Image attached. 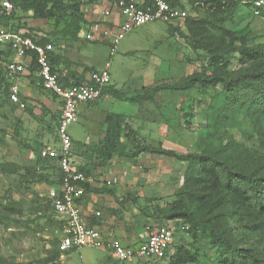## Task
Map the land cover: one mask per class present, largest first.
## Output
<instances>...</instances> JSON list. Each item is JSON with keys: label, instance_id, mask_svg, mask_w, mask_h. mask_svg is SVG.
<instances>
[{"label": "rangeland", "instance_id": "374dc122", "mask_svg": "<svg viewBox=\"0 0 264 264\" xmlns=\"http://www.w3.org/2000/svg\"><path fill=\"white\" fill-rule=\"evenodd\" d=\"M3 1L0 0V6ZM95 3L96 0H93L92 4ZM183 3L190 12L186 0ZM29 14H33V11L30 10ZM86 16L93 18L88 13ZM98 19L101 20L100 15ZM26 20L27 25L19 33L23 34L27 28H31L36 37L52 40L56 52L63 59L62 68H66L70 74L74 73L72 76L85 80L90 73L89 67L102 68L110 61L111 84L130 94L143 87L180 82L200 70L208 60L206 53L192 49L184 34L179 31L171 33L169 24L162 20L132 28L120 40L114 55H111V47L104 34L97 42L82 39L90 29L87 24L81 29L82 38L77 40L59 33L65 21ZM13 22L24 25L23 20ZM226 23L238 29L240 36H247L250 42H264V15H255L251 5H240L235 16ZM180 28L186 32L185 26ZM6 63L0 64L2 71ZM3 87L0 83V264H179L174 256L142 258L125 263L109 258L102 249L91 247L64 255L56 254V242L62 228L50 205L48 190L49 181L57 179L58 172L50 161L42 157L34 159L36 150L57 143L58 110L53 111L46 102L53 101L55 97L40 87L34 88L33 96H26L29 107L20 110L7 101ZM215 93L216 90L210 92L209 96ZM203 96L206 100L208 95L203 93ZM197 98L200 100L202 96L195 87L179 91L164 90L156 95L155 102L141 105L105 97L96 108L84 107L79 121L69 126V132L75 139L86 140L85 157L92 161L90 155L105 135L106 115L113 112L124 118L122 140L125 148L115 154L104 168L108 172L114 171L112 179L105 181L106 184H120L122 175L126 187L121 194L123 199L116 198L115 206L110 207L102 202L95 204L96 209L100 208L102 214H110L113 219L103 228L108 231L115 228H123L130 233L134 231V235L128 236L129 243H133L140 239L148 226L179 222L166 219L161 210L170 206L175 191L167 196L151 198L139 194V189L131 188L137 182V169L143 164L140 155L135 156L133 152L141 144L170 148L179 153L197 151L202 129L198 113L206 106L205 100L200 102ZM225 129L229 130L226 134L211 138L209 143L212 146H228L231 149V142L240 140L250 151L264 153V119L254 121L237 117L235 123H229ZM127 132H130L129 136H126ZM80 158L76 151L73 155L75 166H80ZM97 167L100 166L95 169ZM95 174L101 176L102 173ZM127 193L134 194L137 202L127 198ZM116 220L118 222H114ZM178 244H184L198 257L194 264H209V257L214 254L205 241L195 240L190 233L178 232L169 253H173Z\"/></svg>", "mask_w": 264, "mask_h": 264}, {"label": "trees", "instance_id": "16d2710c", "mask_svg": "<svg viewBox=\"0 0 264 264\" xmlns=\"http://www.w3.org/2000/svg\"><path fill=\"white\" fill-rule=\"evenodd\" d=\"M10 1L13 4L11 11H7L3 4L0 6V28L5 26L4 28L12 32H19L26 26L27 18L65 21V26L59 33L77 40L82 38L80 32L83 26L87 24L90 27L91 21L87 18L80 0ZM168 1L173 6L185 8L183 0ZM255 1L186 0L191 8L183 25L186 32L181 30V26L168 23L169 29L171 33L179 31L184 34L195 51L206 53L207 64L180 82L143 87L131 94L116 88L110 82L103 88L101 98L88 102L95 103L109 95L141 105L144 102H155L156 95L164 90L179 91L193 87L202 96L197 101L203 102V93H207L206 106L198 113L202 129L197 141V151L179 153L170 148L141 144L136 146L133 155L157 154L183 163V180L175 190L174 200L170 206L161 210L166 219L179 221L176 222V236L178 232L190 233L192 238L205 241L214 250V254L209 257V264H264V153L250 151L240 140L231 142V149L228 146L218 148L209 143L212 137L226 134L229 131L225 129L226 125L235 123L237 117L254 121L264 119V42H250L247 36H240L238 29L231 28L226 23L235 16L240 5L247 4L254 8ZM30 10L33 14H29ZM261 14L264 15V8H261ZM16 19L23 20L24 25L21 22L12 24ZM32 32L31 28H27L22 35L41 44H53L50 52L51 63L53 70L61 75L60 80L64 86L84 81L79 76H73L74 80L71 82L67 75H63L64 62L56 52L52 40L36 37ZM82 39L87 40L86 36ZM97 41L99 39L94 40ZM29 55L31 59L28 64V77L34 80L38 64L36 54L30 52ZM13 57L10 45L0 50V64L5 61L8 63ZM88 69L91 72L97 68L91 66ZM6 73V66L4 71L0 69V83L3 84L5 97L11 104L10 82ZM40 88L57 97L43 86ZM215 90L216 93L210 97L209 93ZM11 105L17 108L16 105ZM60 118L61 111H58L56 128ZM123 119L118 113L109 112L106 115L104 138L92 151V161L80 166L73 163L78 171L92 175L96 166L104 167L115 154L125 148L122 140ZM74 146L73 139L72 161ZM40 157L50 161L58 172L57 179L49 181L51 188L61 179V169L55 158L43 157L38 149L34 153V159L39 160ZM84 186L86 193L112 190L105 186L92 187L89 183ZM86 193L82 197L83 201ZM126 197L137 202V197L132 193H127ZM49 202L54 211L50 199ZM182 224H186L188 228L182 230ZM58 243L59 238L56 242L57 255L62 254ZM169 251L167 256H174L179 264H194L198 261V257L187 250L184 244H178L173 253Z\"/></svg>", "mask_w": 264, "mask_h": 264}, {"label": "built area", "instance_id": "2783aa9c", "mask_svg": "<svg viewBox=\"0 0 264 264\" xmlns=\"http://www.w3.org/2000/svg\"><path fill=\"white\" fill-rule=\"evenodd\" d=\"M80 1L86 13L93 15V18H89L91 25L86 38L100 40L104 34L110 44L111 55L115 54L120 40L132 28L156 20L183 26L189 15L185 8L173 6L168 0H100L95 4L89 3L90 0ZM2 4L7 11L13 8L10 0H4ZM100 5L101 10L98 11ZM261 8H264V0H256L254 14L260 15ZM99 15L101 20L98 19ZM7 45H10L14 56L6 64L11 104L22 110L27 107L17 76L29 74L30 52L36 54L38 85L55 93L62 102L61 118L56 128L57 143L41 150L43 157L57 160L62 174L58 184L48 190L55 214L64 221L63 234L58 243L60 251L66 253L83 247L98 248L108 251L112 259L125 263L142 258H165L176 237V223L148 226L141 241L127 244L87 224L83 216L82 197L86 193L84 184L92 180V175L78 171L73 165V138L69 126L79 121V107L82 103L102 97L103 88L111 82L110 61L104 67L91 71L86 80L64 86L60 80L61 75L53 70L51 63L52 43L41 44L29 36L1 27L0 50ZM180 228L185 230L188 226L182 224Z\"/></svg>", "mask_w": 264, "mask_h": 264}, {"label": "crops", "instance_id": "0c3cea01", "mask_svg": "<svg viewBox=\"0 0 264 264\" xmlns=\"http://www.w3.org/2000/svg\"><path fill=\"white\" fill-rule=\"evenodd\" d=\"M96 68L100 69L101 67L100 68L96 67ZM63 75H67L69 80H71V82L74 80L72 74H70L66 68L65 69L63 68ZM17 81L21 86L23 97H25L26 99L28 96L30 97L33 96L32 94L34 93L33 92L34 88L40 87V85H38L37 78H35L34 80H31L28 77V74H22V75L17 76ZM105 97L110 98L109 95H106ZM105 97L100 99L99 102L97 103H82L79 107V118L82 115L84 107H88V108L95 107L96 108L97 106H99L102 100L105 99ZM46 102H47V105L49 104V107L53 111L54 110L60 111V106L62 102L58 96L57 97L55 96L53 101L46 100ZM72 138L74 139V141H77L76 148L74 146V154L77 151V153L81 155L79 163L80 165H84L88 161L87 158L85 157L86 156L85 150L87 149V146H86L87 142L86 140L85 141L77 140L73 136ZM139 157L141 159L140 161L143 164L137 169L138 176L135 178L137 182L136 183L134 182V185L131 186L132 189L134 188L139 189V194L141 195L144 194V195L151 196V197H155V196L157 197V196H163V195L167 196L173 191H175L176 188L181 184L183 180L182 171H183V166H184L182 162H179L171 157L161 156L157 154H141ZM89 167H92V166H89ZM119 170L121 171V169ZM97 172L102 173L101 176H99L100 174L96 175L95 173ZM113 172L111 170H109L108 172L107 168H104V167H97L96 169L92 171V180L89 182V184L92 187L101 188L105 186V187L111 188L112 190L107 191V192L102 191L99 193L97 192L88 193L87 192L86 197L84 201L82 202L83 216L87 224L100 228L107 234L117 237L127 244H136L145 237V231H143L138 241L129 243L128 236L134 235L135 234L134 231L130 233L129 231L123 228H115L110 231L106 230L102 226L107 225L105 223H112L113 219L110 214H107L104 212L102 214V212L99 211L100 208L98 209L95 208V204L97 202L99 203L102 202V203H105L106 205H109L110 207H113L115 206L114 202L116 203V198L122 199L121 194L123 191H125V187H126L124 184V180H123L124 176L123 177L122 175L120 176V180H121L120 184L114 185V184L105 183V181L110 182V179H112L111 174H113ZM130 182L132 183L131 180ZM138 182L140 183V185H137ZM56 217L59 220L58 223L60 224L62 228L61 233H60V236H61L63 234L64 221L57 215ZM93 221L99 224H95V223L92 224ZM114 222H118V220ZM103 251H105L107 255L109 256V258L112 259L108 251L106 250H103ZM69 252H66V253H69ZM66 253L62 252V255Z\"/></svg>", "mask_w": 264, "mask_h": 264}]
</instances>
